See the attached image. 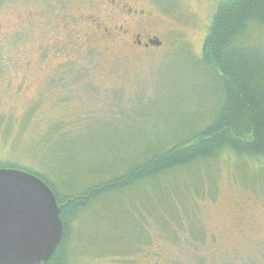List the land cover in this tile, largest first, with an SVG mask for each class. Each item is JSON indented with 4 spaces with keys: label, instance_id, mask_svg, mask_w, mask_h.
Wrapping results in <instances>:
<instances>
[{
    "label": "rangeland",
    "instance_id": "1",
    "mask_svg": "<svg viewBox=\"0 0 264 264\" xmlns=\"http://www.w3.org/2000/svg\"><path fill=\"white\" fill-rule=\"evenodd\" d=\"M118 1L0 0V163L42 173L64 196L123 172L141 147L180 132L181 117L206 122L215 99L198 64L226 0ZM79 12L112 39L98 41L90 20L67 28ZM154 38L162 46L146 47ZM199 165L171 185L178 211L156 217L168 230L133 210L141 199L153 209L169 184L69 223L72 264H264L263 160L225 151Z\"/></svg>",
    "mask_w": 264,
    "mask_h": 264
},
{
    "label": "trees",
    "instance_id": "2",
    "mask_svg": "<svg viewBox=\"0 0 264 264\" xmlns=\"http://www.w3.org/2000/svg\"><path fill=\"white\" fill-rule=\"evenodd\" d=\"M198 65L209 75L216 93L214 102L208 106L206 122L191 127L181 117L180 132L174 129L172 137L156 140L153 148L149 143L141 147L143 151L119 166L126 167L120 174L64 196L58 185H53L42 173L0 163V169H20L38 176L56 195L64 236L53 258L45 264H72L68 250L72 239L69 223L77 224V219L91 217L102 209L105 201L115 203L124 197L138 199L144 194L141 191L144 187L171 186L178 178L188 179L186 175L194 181L197 174H187L188 168L197 164L210 166L225 151L240 161L263 160L264 163V0L222 2L213 16ZM160 178L164 181L151 185ZM170 188V193L156 202L159 208L150 209L149 201L141 199L132 210L140 220H144L141 213L155 216L168 230L170 222L156 217L163 212L178 211L175 203L180 200L176 197L180 195L179 189Z\"/></svg>",
    "mask_w": 264,
    "mask_h": 264
},
{
    "label": "water",
    "instance_id": "3",
    "mask_svg": "<svg viewBox=\"0 0 264 264\" xmlns=\"http://www.w3.org/2000/svg\"><path fill=\"white\" fill-rule=\"evenodd\" d=\"M147 47L162 42L151 39ZM64 236L61 207L50 186L20 169H0V264H45Z\"/></svg>",
    "mask_w": 264,
    "mask_h": 264
},
{
    "label": "flooded vegetation",
    "instance_id": "4",
    "mask_svg": "<svg viewBox=\"0 0 264 264\" xmlns=\"http://www.w3.org/2000/svg\"><path fill=\"white\" fill-rule=\"evenodd\" d=\"M128 3V1H126ZM105 5L109 6V7H113V5L119 3L118 0H105ZM122 3V1L120 0V4ZM106 16V15H105ZM65 19L64 21H66L68 24H67V28L68 25L73 28V26L76 25V22H77V25H78V22H86L88 23V21L90 20L89 18H87L83 13L79 12L78 14H71V15H67L65 16ZM104 19V18H103ZM90 22L93 24L92 26V31H94L95 33H97L99 36L97 37V40L100 41V42H103V41H108L110 39H112V36H113V32L107 28V24L104 22H99L97 19H92L90 20ZM75 24V25H74ZM95 29V30H94ZM93 35V34H92ZM136 41H137V44L138 45H142V41L140 42V38L139 36L136 37ZM147 45V44H146ZM147 47V46H146Z\"/></svg>",
    "mask_w": 264,
    "mask_h": 264
}]
</instances>
